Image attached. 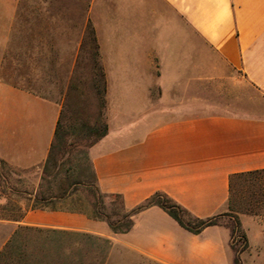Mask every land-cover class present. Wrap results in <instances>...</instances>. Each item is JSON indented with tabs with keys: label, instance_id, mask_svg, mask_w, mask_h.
<instances>
[{
	"label": "crops",
	"instance_id": "1",
	"mask_svg": "<svg viewBox=\"0 0 264 264\" xmlns=\"http://www.w3.org/2000/svg\"><path fill=\"white\" fill-rule=\"evenodd\" d=\"M62 1L0 0V71L17 20L27 57L43 42L75 58L89 26L104 85L106 132L88 148L98 188L126 210L163 193L194 217L228 211L230 180L264 170V0H88L79 22ZM60 114L59 100L0 78V160L38 175ZM38 184L16 218L0 214V251L28 226L103 239L100 264H264V214L238 215L247 246L236 252L227 222L193 233L152 205L114 233L78 210L30 208Z\"/></svg>",
	"mask_w": 264,
	"mask_h": 264
},
{
	"label": "rangeland",
	"instance_id": "2",
	"mask_svg": "<svg viewBox=\"0 0 264 264\" xmlns=\"http://www.w3.org/2000/svg\"><path fill=\"white\" fill-rule=\"evenodd\" d=\"M36 0H25L29 6ZM65 3V1H62ZM61 2V3H62ZM67 2V1H66ZM88 0H69V10H61V16L75 18L79 22L84 14ZM62 3V4H63ZM68 5V2L66 3ZM36 10H25V17H35ZM21 11L18 9V18ZM79 26L77 38L79 39ZM14 41L12 42L13 58L2 62L0 78L7 79L15 86L27 88L33 92L52 97L61 102L59 122L61 126V142L56 144L54 152L55 165L49 167L47 178L41 182L42 168L36 174L35 169H17L0 160V214H17L18 200L23 191L33 188V181L39 177L41 192L48 194L61 193L63 189L70 195L55 199L52 205L66 210H78L92 215V198L87 187L96 188L94 174L90 164L88 148L97 139V134L105 125L104 85L92 31L88 26L86 36L81 43L78 41L77 57H65L63 51L68 49L60 44L61 52L53 50L52 43H30L34 54L39 56H24V44L20 40L21 26L17 20L14 26ZM72 47V44H71ZM50 50L51 54L47 52ZM37 51V52H36ZM62 56H46V54ZM28 54V53H26ZM254 100L258 99L254 90ZM38 190V191H39ZM29 204H31L29 202ZM115 208L121 211L119 200L104 199L103 214H109ZM264 214V173L255 176L235 178L231 190L228 211L223 213L218 221L227 222L233 229L232 247L237 252L244 245L243 233L238 226V215ZM185 219L188 217L184 216ZM62 245L60 254L56 252L45 257L57 261V264H100L104 254V242L91 240L77 244V240L61 237L57 239ZM65 248L70 249L64 250Z\"/></svg>",
	"mask_w": 264,
	"mask_h": 264
},
{
	"label": "trees",
	"instance_id": "3",
	"mask_svg": "<svg viewBox=\"0 0 264 264\" xmlns=\"http://www.w3.org/2000/svg\"><path fill=\"white\" fill-rule=\"evenodd\" d=\"M93 41L95 44L94 37ZM105 132L106 125H104L102 130L97 134L96 140L103 136ZM59 142H61V126L58 120L54 133V140L50 146L48 156L43 164L42 173L40 176L41 182H43L47 178V175H49V167L53 165L54 168L55 166L53 164L54 152L56 144ZM262 173H264V170L250 171L247 173L235 175L232 180H230V190H232L233 181L235 180V178L245 175L255 176L260 175ZM41 188L42 186L40 184L38 190ZM87 189L92 198V201L90 203L93 209L92 216L94 218L106 221L114 233H121L129 230L132 226L133 215L136 214V212H138L139 210L152 205H157L164 209L174 220L178 222V224H180V226L193 233H199L206 226L218 224V219L222 215L218 214L208 218L194 217L190 215L179 204L173 201L170 197L163 193H155L133 209L126 210L123 205L122 196L120 194L104 193L98 188L97 185L96 188L87 187ZM73 190H71L70 192L73 193ZM70 192H68V190L66 189H63L62 192L58 194H53L50 192L48 194H45L41 192V190H39L34 196L33 200L31 197H27V200L28 202L32 200V203L29 205L30 208L53 206L52 202L55 199H62L65 196L70 195ZM105 198L119 200L121 204V211L112 208L109 214L101 213L99 209L104 208ZM6 216H8V219L16 218V215L13 214H7ZM184 216L188 217V219H185ZM61 237H66L69 240H77V244H80L81 242L86 243L87 241H91L92 239L100 241L103 240L101 238L93 237L86 233H74L52 229L20 226L13 232L9 240L6 242V244L0 251V264H57V261H50L47 260L45 257H47L49 254H52L53 252H56V255L60 254V249L63 248H61L62 245H60L61 243L57 242V239ZM246 246L247 245L244 242V245L240 250L245 249ZM64 250L69 251L70 249L65 248ZM234 262L235 264H238L237 256ZM79 264H82L81 260H79Z\"/></svg>",
	"mask_w": 264,
	"mask_h": 264
}]
</instances>
